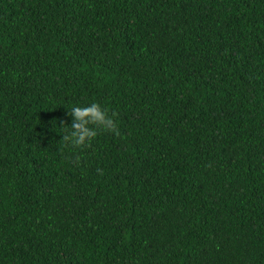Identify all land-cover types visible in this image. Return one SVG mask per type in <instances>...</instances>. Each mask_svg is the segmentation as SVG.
I'll use <instances>...</instances> for the list:
<instances>
[{"label": "trees", "instance_id": "obj_1", "mask_svg": "<svg viewBox=\"0 0 264 264\" xmlns=\"http://www.w3.org/2000/svg\"><path fill=\"white\" fill-rule=\"evenodd\" d=\"M0 264H264V0H0Z\"/></svg>", "mask_w": 264, "mask_h": 264}, {"label": "clouds", "instance_id": "obj_2", "mask_svg": "<svg viewBox=\"0 0 264 264\" xmlns=\"http://www.w3.org/2000/svg\"><path fill=\"white\" fill-rule=\"evenodd\" d=\"M70 123L61 121L60 131L65 145L83 147L91 143L100 132H118L115 112L109 110L98 101L67 106Z\"/></svg>", "mask_w": 264, "mask_h": 264}]
</instances>
